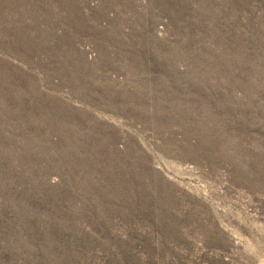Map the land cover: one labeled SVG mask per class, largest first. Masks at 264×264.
<instances>
[{"label": "rangeland", "instance_id": "374dc122", "mask_svg": "<svg viewBox=\"0 0 264 264\" xmlns=\"http://www.w3.org/2000/svg\"><path fill=\"white\" fill-rule=\"evenodd\" d=\"M0 264H264V0H0Z\"/></svg>", "mask_w": 264, "mask_h": 264}]
</instances>
